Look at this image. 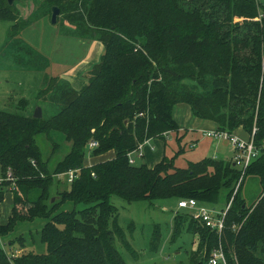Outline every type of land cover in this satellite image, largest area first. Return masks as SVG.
Segmentation results:
<instances>
[{
  "label": "trees",
  "instance_id": "obj_1",
  "mask_svg": "<svg viewBox=\"0 0 264 264\" xmlns=\"http://www.w3.org/2000/svg\"><path fill=\"white\" fill-rule=\"evenodd\" d=\"M46 1L48 7L59 9L76 37L100 42L104 52L79 91L58 78L45 79L46 88L37 98L56 107L47 117L36 120L0 110V176L9 169L16 178L9 193L10 215L0 226V237L11 233L17 223L45 222L39 234L44 253L10 259L0 248V264H125L115 240L133 251L117 225L112 196L127 203L175 198L217 205L225 194L228 204L241 175L232 162L204 158L180 168L174 157H164L152 167L128 163L127 155L144 141L164 140L168 134H176L180 141L181 133L188 134L174 119L179 104L188 105L197 119L215 123L220 131L242 129L249 139L256 129L254 144L260 155L246 178L258 179L262 193L248 205L242 185L227 214L221 242L230 264H264V4L256 0ZM14 4L0 0V20L12 18L10 43L26 27ZM52 132L64 136L71 146L50 172L36 137L45 135L52 143L50 158L57 148ZM90 141L98 143L91 156L112 151L113 158L84 168ZM184 151L180 148L179 153ZM72 169L80 170L78 178L68 189H57L51 202L53 178ZM3 194L0 188V202ZM68 205L69 210H60ZM179 227L175 220L173 238L180 234ZM187 230L197 239L190 264H202L218 247L220 237L191 216ZM158 246L154 232L150 249Z\"/></svg>",
  "mask_w": 264,
  "mask_h": 264
},
{
  "label": "rangeland",
  "instance_id": "obj_2",
  "mask_svg": "<svg viewBox=\"0 0 264 264\" xmlns=\"http://www.w3.org/2000/svg\"><path fill=\"white\" fill-rule=\"evenodd\" d=\"M260 3L264 4V0ZM14 9L19 20L26 23V27L21 30L17 39L10 43V41L7 42V36L12 25V18L9 15V17L3 16L1 18L3 20H0V110L32 117L35 107H40L42 116L47 117L56 111V107L50 105L48 101L42 102L37 98L38 92L46 88L45 79L58 78L79 91L87 84L89 72L99 63L104 48L94 39L82 40L76 37L74 27L65 21L62 15L57 17V22L53 25L50 19L51 8L48 7L46 0H20L14 4ZM174 115L180 127L189 128V123L199 120L194 116L191 108L185 104L177 105ZM201 131L204 133L210 130L205 128ZM203 133L191 131L185 134L183 132L179 136L180 141L177 140L176 134H172L167 140L165 137V142H154L152 151L151 145L144 147H149L146 149L152 154L162 152L167 158L174 157L175 165L180 168H187L189 163L198 162L204 158H213L215 154H219L218 160L229 162L233 156L230 143L210 139L203 143L201 139ZM234 134L243 140L247 139L245 133H241L243 137L240 133ZM199 139L201 141L198 146L191 149L194 141L197 142ZM51 140L57 148L55 154L49 158L52 143L46 139L45 135L36 137L42 161L47 162L50 172L56 163L65 157L71 146L59 133L52 132ZM163 146L162 150L160 147ZM180 148L185 151L179 153ZM85 150L87 151L86 146ZM145 151L141 153L144 154ZM136 158V165L151 163L147 156ZM85 159H88L87 154ZM53 179L58 183L57 185L53 181L49 188L50 201L54 202L57 197V188L59 187L61 191L67 187V183L64 174ZM0 188H3V197L11 192L9 184L7 188L4 186ZM261 193L258 179L246 178L242 187V197L246 199L248 205L256 202ZM5 200L6 202L0 205V226L5 225L9 217L10 196H6ZM110 202L117 210V225L133 251V253L129 252L115 240V246L125 264H190L192 252L197 249V239L187 230L191 213L178 208L179 200L170 198L152 202L127 203L112 196ZM226 205L225 194H222L219 204L204 206L219 211ZM82 207V205L78 206L79 209ZM69 209L68 205L60 210ZM175 220L180 224V234L173 238ZM44 223L41 219L31 223H17L11 233L0 237V248L9 257L21 256L29 252L44 253L45 246L39 242L40 230ZM154 232H157L159 236L157 250L150 249ZM18 238L21 240H15ZM10 240H15L13 246L9 245ZM15 251H18L17 255Z\"/></svg>",
  "mask_w": 264,
  "mask_h": 264
},
{
  "label": "built area",
  "instance_id": "obj_3",
  "mask_svg": "<svg viewBox=\"0 0 264 264\" xmlns=\"http://www.w3.org/2000/svg\"><path fill=\"white\" fill-rule=\"evenodd\" d=\"M260 2L261 0H256ZM139 116H142L140 114ZM256 129L253 130L252 135L249 139L243 140L240 137L236 136L234 133H229L227 131L215 130L211 132H204L203 136L208 139L217 140V141H226L229 142L234 151V157L232 159V164L234 167L239 169L241 172L240 178L236 185V189L234 190V194L230 202L226 205L225 208L217 211L216 209H209L204 204H200L195 199H183L178 203V208L180 210H186L191 213V217L193 220L202 224L206 228L210 229L213 232H216L220 237V243L218 247H216L207 257H205L202 264H230V261L227 257L226 251L221 242V237L224 234V230L226 229V219L227 214L234 202L235 196L240 191L251 163L257 159L260 155V151L254 144ZM150 140L144 141L140 144L137 149L127 155L128 163L130 165H135L136 159H140L143 157L141 153L143 147L147 145ZM98 147V143L96 141H90L87 145V151L85 152L88 157H91V152L94 151ZM192 147H195L193 145ZM153 149V147L151 148ZM85 154V156H86ZM134 155L135 158H134ZM216 159V158H215ZM80 170L72 169L64 173L66 178L67 185H70L74 180H76L79 176ZM94 177V174H91ZM16 178L13 177V174L9 169L5 171L4 176H0V186L4 183H9V191L14 190ZM236 225H233V231H236ZM12 258H15L14 255H11ZM10 257V258H11ZM237 264V263H236Z\"/></svg>",
  "mask_w": 264,
  "mask_h": 264
},
{
  "label": "crops",
  "instance_id": "obj_4",
  "mask_svg": "<svg viewBox=\"0 0 264 264\" xmlns=\"http://www.w3.org/2000/svg\"><path fill=\"white\" fill-rule=\"evenodd\" d=\"M63 72H65V71H63ZM65 74V73H64ZM71 83V82H70ZM72 84V83H71ZM176 108V107H175ZM175 108H174V112H175ZM174 112H173V115H174ZM174 117H175V115H174ZM176 118V117H175ZM174 118V119H175ZM175 121H176V119H175ZM177 122V121H176ZM178 123V122H177ZM179 127H180V125H179ZM208 129V130H210V131H207V132H211L212 130H217V125L215 124V123H213V122H210V121H204V120H197V121H195L194 123L192 122V123H189V128H186V127H180V131L181 132H183V131H188V132H191V131H195V132H198V133H203V131H201V130H204V129ZM235 133H240V135H241V133H245L242 129H239V130H237ZM204 134V133H203ZM203 134H202V136H203ZM170 135H172V134H168V135H166L165 137H166V140L167 139H169L170 138ZM242 136V135H241ZM247 136V135H246ZM243 137V136H242ZM202 139V142L204 143V142H206V140L208 139V138H205L204 136L201 138ZM210 140H212V139H210ZM161 141H164L165 142V139L164 140H161V139H153V140H150V142L147 144V145H151L150 146V150L152 151V147H153V149H154V146H152V144L154 143V142H161ZM199 141H201L200 139L199 140H197V142H195L194 141V143L192 144V146L193 145H195V147H197L198 146V144H199ZM207 142H209V143H211V142H214V141H207ZM208 144V143H207ZM213 144V143H212ZM146 146V145H145ZM195 147H192L191 149H195ZM146 148H149V147H143V149H142V151L143 150H146L145 151V153L143 154V157L142 158H144V157H146L147 156V159H149V161L151 162V163H149V164H145L146 166H148V165H150V166H148V167H152V166H154V165H157L158 163H160L161 161H162V159L165 157V155H164V153H158V154H152V153H150V151H147V149ZM160 148H162V150L164 149V146L163 147H160ZM233 150V149H232ZM109 153V154H108ZM219 155V154H218ZM217 154H215L214 155V157L213 158H216V159H218L217 157H219ZM113 156H114V153L112 152V151H110V152H107V153H105V154H102V155H98V156H91V157H88V159L86 160L85 158H84V161H83V167L84 168H89V167H91V166H93V165H96V164H99V163H102V162H105V161H108V160H111L112 158H113ZM233 157H234V151H233V156H231V159H230V161L229 162H232V159H233ZM220 160V159H219ZM58 190H60V188L58 187L57 188ZM64 189H68V185H67V187H65ZM63 189V190H64ZM6 196H10V199H11V205H10V208H9V215H10V210H11V207H12V196H11V194H9V193H7V194H5L4 195V197H3V200H2V202L0 203V205H2V203L3 202H6V200H5V198H6ZM17 253H18V251H15V254L17 255ZM16 257V256H15Z\"/></svg>",
  "mask_w": 264,
  "mask_h": 264
},
{
  "label": "water",
  "instance_id": "obj_5",
  "mask_svg": "<svg viewBox=\"0 0 264 264\" xmlns=\"http://www.w3.org/2000/svg\"><path fill=\"white\" fill-rule=\"evenodd\" d=\"M20 0H6L8 6H12L14 3L18 2ZM59 16V9L57 7H52L51 8V23L54 25L57 22V17ZM32 118L39 120L42 118V112L40 107H35L33 114H32ZM51 202H53V200H51Z\"/></svg>",
  "mask_w": 264,
  "mask_h": 264
}]
</instances>
